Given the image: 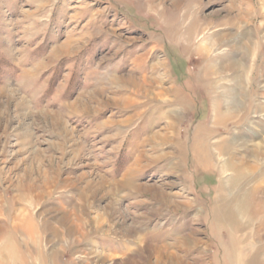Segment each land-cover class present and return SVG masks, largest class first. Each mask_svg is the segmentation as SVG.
Masks as SVG:
<instances>
[{
  "label": "rangeland",
  "instance_id": "374dc122",
  "mask_svg": "<svg viewBox=\"0 0 264 264\" xmlns=\"http://www.w3.org/2000/svg\"><path fill=\"white\" fill-rule=\"evenodd\" d=\"M0 264H264V0H0Z\"/></svg>",
  "mask_w": 264,
  "mask_h": 264
},
{
  "label": "bare ground",
  "instance_id": "6f19581e",
  "mask_svg": "<svg viewBox=\"0 0 264 264\" xmlns=\"http://www.w3.org/2000/svg\"><path fill=\"white\" fill-rule=\"evenodd\" d=\"M195 152V151H194ZM226 203H228V202H226ZM240 207V206H239ZM216 212H217V216L220 218V217H225V218H232L233 217V215L235 214L234 213V210L232 209H230L229 207H227V209L225 210V211H223V214L220 216L219 214H221V213H219V211H218V209L216 210ZM224 219V218H223ZM224 221V220H223Z\"/></svg>",
  "mask_w": 264,
  "mask_h": 264
}]
</instances>
